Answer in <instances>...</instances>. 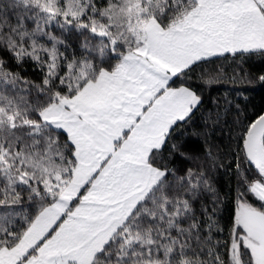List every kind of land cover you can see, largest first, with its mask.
I'll use <instances>...</instances> for the list:
<instances>
[{"label":"snow or ice","instance_id":"6c2138e0","mask_svg":"<svg viewBox=\"0 0 264 264\" xmlns=\"http://www.w3.org/2000/svg\"><path fill=\"white\" fill-rule=\"evenodd\" d=\"M0 264H264V0H0Z\"/></svg>","mask_w":264,"mask_h":264}]
</instances>
